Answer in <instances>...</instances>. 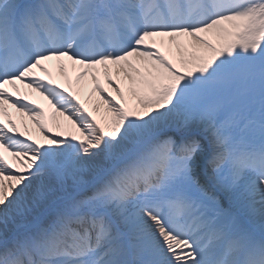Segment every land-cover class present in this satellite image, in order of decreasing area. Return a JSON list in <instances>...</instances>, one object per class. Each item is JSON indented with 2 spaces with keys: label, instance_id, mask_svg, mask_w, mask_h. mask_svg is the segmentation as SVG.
<instances>
[{
  "label": "bare ground",
  "instance_id": "6f19581e",
  "mask_svg": "<svg viewBox=\"0 0 264 264\" xmlns=\"http://www.w3.org/2000/svg\"><path fill=\"white\" fill-rule=\"evenodd\" d=\"M89 3L90 0H84L80 5L86 7ZM210 5V11H225L227 14L215 18L202 32L194 29L193 33L200 32L202 39L187 37L191 40L190 57L185 58L186 54L181 56L186 66L183 70L198 76H216L218 72L226 70L219 64L216 56L219 53L234 67L248 63L249 67L242 73L244 81L233 82L239 84L238 88L232 86L224 91L222 88L226 85L222 83L208 93L203 85L169 73L165 65L154 63L152 58L164 60L169 55L173 65L178 64L179 60L176 61L172 47L169 51L164 45L158 46L156 43L158 50L149 48L147 55L133 51L127 55L126 61L120 58L110 60L111 53L116 55L112 49L105 57L100 55L96 60L86 59L81 49L91 45L88 39L91 40L93 28L87 30V37L76 47L64 50L65 44L60 39L55 44L54 53L38 56L34 67L32 65L16 79L4 81L0 92V124L10 127V133L14 136L10 137V133L0 126V143L2 141L10 148L5 151L0 144V256L12 248V240L16 243L28 240L30 228L51 225V219L58 214V210L61 211V218L66 220L65 225L75 218L82 223L79 214L76 215L71 209L80 204V207H84L82 198L91 194V187L108 174L118 173V166L135 155L141 145L154 137L158 138L168 127L185 128L186 135H192L194 141L198 138V129L212 132L214 123L211 118L202 119L198 113L200 110H192L208 106L219 115L214 114L215 120L220 121L223 111L227 113L221 107L229 103L236 104L238 114L243 110L242 102L264 109V93L256 91L250 81L254 74L261 71L253 62L264 51V0H223L220 5L211 0ZM102 6L101 2L97 3L91 20L102 25L110 42L113 35L102 14ZM12 9L15 12L32 11L24 0H15ZM111 14L119 18L117 11L111 9ZM2 31L5 33V26L0 24ZM137 34H124L126 45H130ZM177 41L174 38L176 49ZM182 52L185 50L182 49ZM144 72L146 76L142 75ZM69 91L74 94L73 99L65 97L64 92ZM169 100H176L181 106L174 102L175 105L170 103L174 107H168L166 104ZM29 102L37 103L44 109L49 128L40 111ZM83 109L87 110V114ZM252 109L249 107L246 110L253 112ZM187 110L192 111L191 123H186L184 111ZM236 123L238 126L243 123L249 132L254 130L250 119L239 120L226 115L221 121L227 132H231ZM136 143L141 145L137 146ZM203 144L210 146L209 142L200 143ZM198 148L199 154L206 153L201 146ZM79 151L82 154L75 155ZM243 164L248 167L251 163L244 159ZM42 167L46 169L41 172ZM37 169L40 173L29 174ZM198 170V179L201 180L205 173L203 167ZM252 178L253 175L243 176L238 185L242 180L249 181L248 190L253 195L242 194L240 202L232 203L237 210L248 213L249 217L243 225L251 220H264V201L258 198V195L263 198L264 192L258 190L260 183L257 179L251 183ZM130 179L137 184L136 180ZM102 185L94 190H102ZM227 192L237 193L238 186ZM115 193L120 197L118 204H115L114 197L108 195L99 197L94 193L91 196L92 205L97 211L91 213L92 217L103 214L111 223V228L114 230L116 227L112 240L121 247L122 250H116L126 259L125 264H141L138 262L139 255L148 257L145 264H164L165 248L156 239L161 228L149 230L151 233L145 236L143 226L150 224V219L131 211L124 199L123 188H116ZM104 196L109 197L108 202ZM106 202L108 205L104 207L111 214L100 208ZM68 210L74 215L68 217ZM230 214L233 216V213ZM239 220L235 216L231 229L238 225ZM89 222L92 224L93 219L89 218ZM129 247L131 258L128 263ZM156 253L159 254V263L151 261ZM27 261L32 264L31 260ZM182 261L183 264L210 263L205 255L193 254L192 248L182 255Z\"/></svg>",
  "mask_w": 264,
  "mask_h": 264
},
{
  "label": "rangeland",
  "instance_id": "374dc122",
  "mask_svg": "<svg viewBox=\"0 0 264 264\" xmlns=\"http://www.w3.org/2000/svg\"><path fill=\"white\" fill-rule=\"evenodd\" d=\"M186 123H191V119H189V118H186ZM172 124V123H171ZM182 129H185V128H182ZM232 150L233 151H235V149H234V147H232ZM84 153V152H83ZM76 154H82V153H75V155ZM74 157V156H73ZM46 168H41L40 169V171L42 172L43 170H45ZM40 171H39V169H37V170H32L29 174H33V175H35V174H38V173H40ZM215 171H212V173L210 174V178L211 179H213L214 178V175H215Z\"/></svg>",
  "mask_w": 264,
  "mask_h": 264
}]
</instances>
